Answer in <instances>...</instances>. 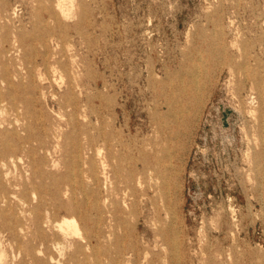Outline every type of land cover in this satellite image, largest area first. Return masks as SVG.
Instances as JSON below:
<instances>
[{"label": "rangeland", "instance_id": "374dc122", "mask_svg": "<svg viewBox=\"0 0 264 264\" xmlns=\"http://www.w3.org/2000/svg\"><path fill=\"white\" fill-rule=\"evenodd\" d=\"M0 251L264 264V0H0Z\"/></svg>", "mask_w": 264, "mask_h": 264}, {"label": "bare ground", "instance_id": "6f19581e", "mask_svg": "<svg viewBox=\"0 0 264 264\" xmlns=\"http://www.w3.org/2000/svg\"><path fill=\"white\" fill-rule=\"evenodd\" d=\"M58 7L61 8L62 10V6L63 4H61L60 2L57 4ZM64 12V10H62ZM63 14V13H62ZM64 16V14H63ZM68 85V84H67ZM141 141V140H140ZM17 157V156H16ZM14 159V158H13ZM56 162V161H55ZM65 177V176H64ZM112 182V181H111ZM73 183V182H72ZM105 186V185H104ZM74 189V188H73ZM168 193V192H167ZM39 208V207H38ZM51 221V220H50ZM64 226H65V230L66 231H71V232H76L78 231L77 226L75 224V222L73 220H65L63 222ZM60 228L63 229V227L60 225ZM21 229V224L20 223H14L13 225H10V227L8 228V232H9V236L10 237H14L18 234V232ZM162 234V233H161ZM42 236V235H41ZM4 258V254L0 251V264L2 263V260Z\"/></svg>", "mask_w": 264, "mask_h": 264}]
</instances>
